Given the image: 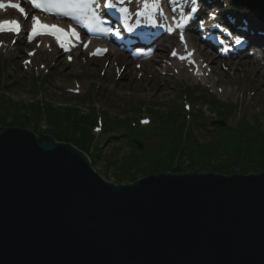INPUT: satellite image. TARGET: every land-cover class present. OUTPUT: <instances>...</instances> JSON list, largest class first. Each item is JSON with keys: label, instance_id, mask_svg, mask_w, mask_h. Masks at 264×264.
Returning <instances> with one entry per match:
<instances>
[{"label": "water", "instance_id": "1", "mask_svg": "<svg viewBox=\"0 0 264 264\" xmlns=\"http://www.w3.org/2000/svg\"><path fill=\"white\" fill-rule=\"evenodd\" d=\"M0 264H264V169L112 183L73 145L0 126Z\"/></svg>", "mask_w": 264, "mask_h": 264}, {"label": "rangeland", "instance_id": "2", "mask_svg": "<svg viewBox=\"0 0 264 264\" xmlns=\"http://www.w3.org/2000/svg\"><path fill=\"white\" fill-rule=\"evenodd\" d=\"M228 3V0H223L220 7H226ZM245 11L249 13L244 7L240 6L238 9L239 13L246 16ZM2 40L0 38V126L27 129L36 136L39 133L47 134L55 142L73 145L88 159L91 157L89 162L92 169L108 182L116 183L117 175L125 164L141 169L132 168L130 172L134 174L133 180L124 179L122 184L155 173L152 166H149L154 160L160 165L157 170L166 172L218 174L220 172L210 169L220 158L202 165L201 162L192 160L189 152L198 150L196 148L208 149L220 143L223 139V124L225 128L235 129L239 133L243 131L245 137L252 136L249 127L248 131L241 130L246 126L257 127V131L264 135V92L261 91L263 88L257 86V93L254 86L248 82L251 80L256 83L264 78V71L260 66L258 73L244 75L240 71H229L221 67L228 66L233 61L215 60L211 65L213 74L198 81L181 73L176 66L175 69H168L170 60L167 64L160 62L162 57L157 52L148 62L154 67L156 75L146 73L144 68L135 70V63L131 62L118 76L112 59L108 56L88 59L85 53H82L72 62H68L65 55H54L55 53L49 51L50 48H38L31 57V64L25 65L23 61L27 58L26 52L35 48L36 43L25 45L20 39L13 43V37H7L5 42ZM163 57L166 59L167 54L164 53ZM2 61L6 62L4 68L1 67ZM124 62L127 63L125 59ZM42 76H45L44 80H32ZM231 78L234 81L230 82ZM213 81H216V85H213ZM72 89H79V93L68 92ZM192 93H200L199 98H192ZM208 101L226 104L229 108L233 107V111L223 122L221 118H217L214 106ZM173 105L180 111L177 116L178 124L185 123L187 130L191 131V148H188L186 143L178 145L182 154L179 158L176 157L179 152L175 154L171 150L172 153L163 151L151 155L149 151L156 149L155 145L161 140L159 135L166 129L162 125L163 121L156 119L152 111L161 116ZM184 105L189 107L185 109ZM42 108L46 109L45 114ZM47 108L54 110L55 114H69L76 123H66L62 119L50 120L51 113ZM85 118L94 119L92 122H95H91V126L84 125L92 134V139L84 140L92 147L88 153L81 150L79 143L74 144L71 139L57 140L49 131L53 130L63 137L81 136L84 131L80 123H83ZM142 118H148L149 123L141 125L139 121ZM116 120H119L120 124L115 123ZM96 126H100V132L94 131ZM153 128H159L157 135L152 131ZM138 144L141 145L139 149ZM184 145L186 147L183 148ZM138 152L141 157H145L144 162L136 161ZM221 154L223 157L227 156L224 150ZM257 168L253 161V164L250 163L244 169L245 172H240L237 166H233L231 173L220 174H254L259 172L256 171Z\"/></svg>", "mask_w": 264, "mask_h": 264}, {"label": "trees", "instance_id": "3", "mask_svg": "<svg viewBox=\"0 0 264 264\" xmlns=\"http://www.w3.org/2000/svg\"><path fill=\"white\" fill-rule=\"evenodd\" d=\"M192 98L196 100L198 99V95L193 94ZM213 102L214 101H211L210 103L212 104V106H214L215 115L217 116V118H221L222 121L224 122V120L227 119L229 115L232 113L233 107L229 108V106H226V104H219V103L215 104ZM47 109L49 113H51L49 114L50 120L62 119L66 123H70V124L76 123V121L72 118V116H70L67 113L60 115V114H55V111L52 110L51 108H47ZM41 110L45 114L46 109L44 110L42 108ZM179 112L180 111L177 110L176 105L175 106L173 105L167 112H165L161 116L159 114H155V112L152 111V114L154 115L156 119H161L163 121L162 125L166 129H163L164 130L163 133L162 132L160 133L159 137L161 140L159 141L158 144L155 145L156 149L151 148L152 150H150L149 148L150 150L149 153L151 155H155L156 153H160L163 151H167V152L174 151V153L177 154L179 152L178 145L182 143L188 144V148H191L190 143L191 141H193L192 140L193 136L191 135V131L187 130V126L185 123H183L182 125L178 124L179 120L177 116ZM83 121H84L83 123H80L82 124L81 128L84 131L81 134L82 137L79 135L77 136L76 135H73V136L66 135L65 137H63V136L57 135L55 132H53V130H49V131L51 134H53L54 138L57 140H59L60 138L64 140L71 139L74 144L79 143L80 144L79 147L81 148V150H83V152L85 153H88L89 150L92 149V147L88 145L87 143H85L84 140L92 139V134H90L89 129L87 127H84V125H89L92 121H94V119L87 120L85 118L83 119ZM120 121H123V120L120 119ZM94 123L95 122H92L91 124H94ZM115 123H119V120H116ZM182 126H184V130ZM248 127L250 128L249 130L252 134L251 138L245 137L243 135V131L239 133L235 129L232 130L230 128H225L223 124L222 130L224 132L222 133L221 138L223 139H221V142L214 144V146L209 147L208 149L207 148L206 149L196 148L198 149L196 151H193L192 149H190L192 150L189 152L191 159L195 160L197 163L201 162V164L203 165V164H208L209 162H211L212 160L216 158H220V160L211 167L210 170L213 172L231 173L233 171L232 170L233 166H237V168L240 169V172H245L244 169H246L250 163L253 164V161H255V164L258 167L256 171L263 170L264 169V135L260 134L259 131H257V127L246 126V127L241 128V130L244 129L245 131H248L247 130ZM158 129L159 128L152 129V131L155 132V135H157L156 132L158 131ZM184 147H186V145H184L183 148ZM222 150L227 152V156L225 157L222 156L221 154ZM140 152L136 153V161L140 162L143 160L144 162L145 157H141L139 154ZM93 153L97 154L95 152ZM92 155L93 154H91V156ZM181 155H182L181 152H179V154L176 157L179 158ZM90 158L91 157H89V159ZM149 166H152L154 170L153 172L155 173L160 172V171L166 172V170H162V169L157 170L158 167L160 166L157 160H154L151 164H149ZM132 168H136V170L141 169V167H133L131 165L125 164L121 172L118 173L117 175L116 183H121L124 179H129V181H132L133 180L132 176H134V174L130 172ZM124 173H127V174H124Z\"/></svg>", "mask_w": 264, "mask_h": 264}, {"label": "bare ground", "instance_id": "4", "mask_svg": "<svg viewBox=\"0 0 264 264\" xmlns=\"http://www.w3.org/2000/svg\"><path fill=\"white\" fill-rule=\"evenodd\" d=\"M243 4H244V7L249 11V13H251V15H250L248 12L245 11L246 16H247V22H248V24L251 27H259V28L264 29V23L262 22V19L264 21V14H263V12H258L257 10L252 9V7H250L249 5H247V3H244L243 2ZM224 18L225 19H229V18H231V15H225ZM187 35H188V41L190 43V46L192 48H194L195 51H196V59L199 61V59L202 58V61H208L210 63H214V61H215L214 58L211 57L210 54L207 52V49H205L203 47V45H202L203 43L196 42L193 39V35L192 34H187ZM171 40H172V38H168L166 41H171ZM262 42H264V37H262L261 40L258 41L257 45L259 47H261L262 46ZM200 46H202V47H200ZM158 50L160 51V55L163 56L164 55L163 54V52H164L163 48L160 47V48H158ZM54 53H55L54 55H56V52H54ZM77 53L78 52L74 53V57H77L78 56ZM79 54H81V51H79ZM110 55L112 56V58H111L112 59L111 60L112 64H115L116 61H119V59H121L120 57L125 56L124 54L117 53L115 51L114 52H111ZM177 64L179 65L180 72L181 73H184V75H186V71L187 70L180 63H177ZM258 66H260L261 69H263V67L261 66V64H260L259 60L257 59V57H251V58H248L247 57L245 60H235V61L231 62L226 67H227V69L229 71H240L244 75H249V73H253V74L254 73H258L259 72ZM143 67H144V70L146 71V73L151 74V75L152 74L153 75H156L155 72H154V70H153L154 67L151 65V63H148V61L145 62V63H143ZM131 75H132V72H130V76ZM231 81H234L233 78L230 79V82ZM258 81L259 82L254 83L251 80H249L248 82H249V84H251L252 86H254L256 92L258 91L256 89L257 86L262 87L263 90H261V91L264 92V78L262 80H258ZM227 82L229 84V81H227ZM213 85H216V81L215 82L213 81Z\"/></svg>", "mask_w": 264, "mask_h": 264}, {"label": "snow or ice", "instance_id": "5", "mask_svg": "<svg viewBox=\"0 0 264 264\" xmlns=\"http://www.w3.org/2000/svg\"><path fill=\"white\" fill-rule=\"evenodd\" d=\"M25 2H30L37 9L44 8V10H50L51 6L60 7V5H51L49 7H45L44 5L39 3L38 0H25ZM9 6L14 8V9H19V11L21 13H25V9L23 7H21V5L19 3H13V2H11V0H9ZM100 6L101 5H100L99 0H82V2H80V3L69 5V7H73V8H77V9H83V10H87V11L91 12L92 18L96 17L95 8L96 7H100ZM107 6L108 7H114V4L111 3L110 0H109V2L107 3ZM4 7H5V5L3 3H0V9H2ZM147 7H148V5H147V3H145V8H147ZM195 10H196L195 8L192 9V11H195ZM32 20H33V26H32L31 32L33 34H36L38 32V29H40V28L49 27L48 25L41 24V22L39 21L38 17L33 16ZM181 20H182V22L180 24H178L177 27H183L184 26V22H186V20H187V17H182ZM201 23H203V21H201ZM2 25L11 26L8 29L10 31H15V32H19L20 31L19 22L16 21V20H6V21H3V22H0V26H2ZM52 27H55V26H52ZM0 30H2V27H0ZM129 30H131V29H129ZM58 31H62V30L58 29ZM168 31L171 32V31H173V29L170 27L168 29ZM73 34H75V30H73ZM29 39H31V36H29ZM180 39H181V41L185 40L183 32H181V34H180ZM236 43L239 44L240 41L236 40ZM84 46L87 47V44H85ZM185 47H187V46L185 45ZM172 55H177L175 50H173ZM191 55H192V53L189 52L188 53V57H190ZM179 58L182 59V60L186 59L185 56H180ZM69 59H71V57H69ZM192 62L194 63V61H192ZM144 123H147V121H144Z\"/></svg>", "mask_w": 264, "mask_h": 264}]
</instances>
